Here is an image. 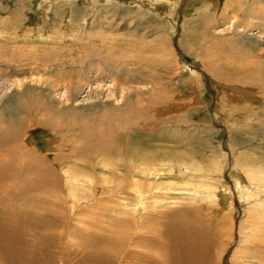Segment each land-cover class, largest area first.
<instances>
[{
	"label": "rangeland",
	"instance_id": "rangeland-1",
	"mask_svg": "<svg viewBox=\"0 0 264 264\" xmlns=\"http://www.w3.org/2000/svg\"><path fill=\"white\" fill-rule=\"evenodd\" d=\"M122 122L136 159L73 146ZM5 127L43 184L5 180L0 236L37 264L136 263L180 209L206 264H264V0H0ZM86 236L106 254L80 260Z\"/></svg>",
	"mask_w": 264,
	"mask_h": 264
},
{
	"label": "bare ground",
	"instance_id": "bare-ground-1",
	"mask_svg": "<svg viewBox=\"0 0 264 264\" xmlns=\"http://www.w3.org/2000/svg\"><path fill=\"white\" fill-rule=\"evenodd\" d=\"M76 82L78 83V81ZM71 85L72 84H67L68 89L69 87H71ZM89 126L79 125L77 129L78 133H76V137L74 134L75 137L74 140L77 141H74L72 139L74 143L79 142V143L87 144L92 150L96 151L94 147L95 145L97 147L102 148L104 152L108 151L113 155L120 154L125 157L131 156L135 159L141 155L139 154L140 152L138 153L136 148H135L136 150L131 149V147H133V144H130L128 142L129 140L128 136L123 135L125 131L128 132V129L131 126L130 123L122 122L118 125H113L109 129H105L104 132L98 131L97 133L96 130H93L90 133L89 131L82 132V128ZM10 132L11 131H9L8 127L0 129V190L3 187L2 184L5 182V180L8 179L11 180V178L12 179L14 178L17 181L18 186L16 185L15 189L23 188L24 192H28V190L33 187H37V186L41 187L43 184L41 178L34 180L31 179V181L25 185V183L28 182L26 181V179L30 174L33 175L41 174L40 172L42 171V169L40 166V161L39 160L37 161V159H35L34 152H28L27 150L25 151V149L23 151H20L21 148L20 150H18V147L16 148V146H13L12 138H10ZM103 133H104L103 135L104 139H101V135ZM77 145L79 144L75 143L73 146H77ZM51 162L52 164H55L57 162L56 158L52 159ZM119 166L121 165L119 164ZM14 196L15 194L12 193V195L10 194L9 197L8 196L6 197L4 196L5 198H3L2 196L0 197V199H3L0 201L6 204L4 209L5 210L4 214L7 216L6 218L10 217L9 221L12 222L11 223L12 225L16 221V217H17L16 215H19L17 208L14 209L13 206L15 203L14 200H17V197ZM12 206L13 208H11ZM177 212H178V216L171 217V221L166 226L163 225L164 228H162L160 232L157 228L148 229L147 232L151 233L153 236H151L150 238L142 237L144 240V244L152 245V247H155L157 250H152V248H150L151 251H153L152 253L135 254L134 256L137 259V262L133 264H206L207 258L210 255L209 249L211 243H210L209 234H207L206 231L202 229L199 220L194 222V220H192L191 217L188 216V209H186V211L185 210L181 211L180 209ZM114 234L116 235V233ZM8 235L9 234L7 233L6 234L3 233V235L0 236V239L4 240L5 238L4 236L8 237ZM158 236L162 238V241L158 240ZM11 239H12V235H9L10 241L0 243V264H20L16 259V255L18 256V258L25 256V258H27V264L38 263V261L40 260L38 252L33 251L31 248H29L30 250H32L31 255L27 254V251L29 250L20 251L17 249L18 247L12 242ZM80 242L81 245H83L82 247H84V249L86 247V250L82 251V253L80 254V260H85V259L87 260V257L89 258V256H91V259L93 260L95 259L98 260L101 256L106 254V252L104 253L103 252L104 250H102V248H100L98 244L97 245L95 244V247L97 248L94 249L93 243H97V242L93 241V239H91V237L89 236L82 237L80 239ZM11 243H13L14 245H12ZM85 245H88L89 248ZM16 250L17 252L19 251V253L17 252L15 253ZM20 261L22 260L20 259ZM41 261L42 260H40V262ZM140 261H143V263H141ZM123 264H132V263H123Z\"/></svg>",
	"mask_w": 264,
	"mask_h": 264
}]
</instances>
